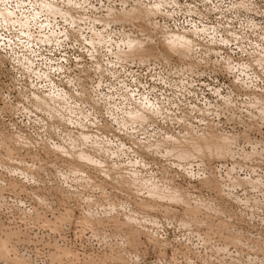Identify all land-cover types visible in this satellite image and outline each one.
I'll list each match as a JSON object with an SVG mask.
<instances>
[{
	"label": "clouds",
	"instance_id": "1",
	"mask_svg": "<svg viewBox=\"0 0 264 264\" xmlns=\"http://www.w3.org/2000/svg\"><path fill=\"white\" fill-rule=\"evenodd\" d=\"M156 3H37L73 48L97 25L122 39L68 78L79 125L0 50V77L15 61L0 81V264H264V0ZM177 30L190 40L173 48ZM112 73L143 91L102 93Z\"/></svg>",
	"mask_w": 264,
	"mask_h": 264
},
{
	"label": "rangeland",
	"instance_id": "2",
	"mask_svg": "<svg viewBox=\"0 0 264 264\" xmlns=\"http://www.w3.org/2000/svg\"><path fill=\"white\" fill-rule=\"evenodd\" d=\"M37 3H39V0H0V50L7 46L9 51L15 52L18 60L22 62L18 67L24 68L25 79L29 81V84L32 83V80L37 81V86L44 88L48 99L61 105L64 109L62 115L70 121L69 127H72L73 124L79 125L81 119L87 120L89 117L82 110L77 112L79 119L73 115L74 97L69 87L70 81L68 78L79 74L80 70L77 69V64H84L85 62L90 64L92 62L91 53L94 49L98 50L103 45L109 47L112 54L117 53V49L123 47L122 39L110 33L105 35L103 31L99 30L100 26L97 25L95 31H98V35L94 40L90 38L92 33L87 35L80 33L78 42L82 47L73 48L70 45L76 43V41L72 37L65 41L66 33L61 26L63 22L57 23L53 27L52 23L42 16L40 10L36 7ZM155 8L160 10L159 0H157ZM149 14L151 15V12ZM195 19L193 17V21ZM167 39L171 41L173 48H178L184 44L185 40H190V37L181 36L177 30L170 34ZM132 43L133 41L129 39L128 44L131 45ZM225 46L222 44L217 50H221ZM13 63L15 61L8 60L6 66L9 68L8 75L0 77V81H3L4 84H9L15 74L11 70ZM109 64L113 67L116 64L123 67V57L118 54H110ZM134 70V66L130 65L129 71ZM116 72H120V68H117ZM89 75H92V73H89ZM117 80L120 81L119 86L126 87L134 95L143 91L142 88L135 86V78L124 80L123 73L119 76L112 73L103 80L98 79L95 81V86L100 88L102 93H106L108 92L107 85L109 83L112 84L113 89L117 87ZM88 83H91V81H88ZM143 83L144 81L141 80L140 84ZM199 87L209 90L208 95L205 96V99H208L211 96L212 84L204 78L199 81ZM143 99L147 103L152 102L148 96H143ZM24 111L30 112L31 109L25 106ZM27 119L28 117L25 116V121ZM84 134L85 136L88 135L87 132ZM113 155L115 156V152H113ZM81 157L82 159L91 158L87 153H81ZM45 158L44 154L31 158H21L16 166L23 171L32 163L33 159L42 162ZM126 163L128 167L133 169L139 165L136 160H128ZM144 182L149 183L150 178L145 177Z\"/></svg>",
	"mask_w": 264,
	"mask_h": 264
}]
</instances>
